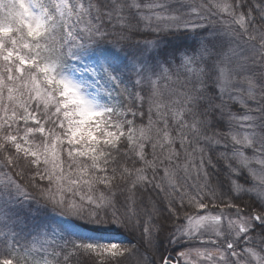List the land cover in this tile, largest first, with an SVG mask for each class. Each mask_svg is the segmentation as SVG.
Listing matches in <instances>:
<instances>
[{
    "label": "snow or ice",
    "instance_id": "obj_1",
    "mask_svg": "<svg viewBox=\"0 0 264 264\" xmlns=\"http://www.w3.org/2000/svg\"><path fill=\"white\" fill-rule=\"evenodd\" d=\"M0 264H264V0H0Z\"/></svg>",
    "mask_w": 264,
    "mask_h": 264
}]
</instances>
